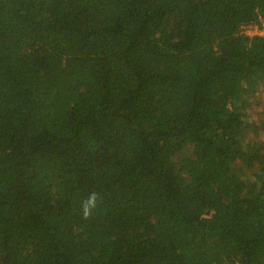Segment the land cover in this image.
<instances>
[{"label":"trees","instance_id":"trees-1","mask_svg":"<svg viewBox=\"0 0 264 264\" xmlns=\"http://www.w3.org/2000/svg\"><path fill=\"white\" fill-rule=\"evenodd\" d=\"M263 21L0 0V264H264Z\"/></svg>","mask_w":264,"mask_h":264},{"label":"clouds","instance_id":"clouds-1","mask_svg":"<svg viewBox=\"0 0 264 264\" xmlns=\"http://www.w3.org/2000/svg\"><path fill=\"white\" fill-rule=\"evenodd\" d=\"M263 25H264V21H263ZM263 25H260V27ZM254 27L257 29V27L259 26H254ZM99 200H100V196L96 192L90 193L87 196V198L83 200L81 204V215L83 220H89L93 217L94 212L98 208Z\"/></svg>","mask_w":264,"mask_h":264},{"label":"rangeland","instance_id":"rangeland-1","mask_svg":"<svg viewBox=\"0 0 264 264\" xmlns=\"http://www.w3.org/2000/svg\"><path fill=\"white\" fill-rule=\"evenodd\" d=\"M250 33H251L252 35H254V34L264 35V25L261 26V27H257L256 31H255V30H251ZM255 110L257 111L258 109L256 108ZM258 111H260V110H258ZM252 115H253V117H254L255 119H257V117L254 116V113H253ZM261 116H262V117L264 116V112H261ZM263 130H264V129H263Z\"/></svg>","mask_w":264,"mask_h":264},{"label":"built area","instance_id":"built-area-1","mask_svg":"<svg viewBox=\"0 0 264 264\" xmlns=\"http://www.w3.org/2000/svg\"><path fill=\"white\" fill-rule=\"evenodd\" d=\"M251 30H255L256 31V28L255 27H253V28H250V29H248L247 31H245L247 34H249V35H252L251 33H250V31Z\"/></svg>","mask_w":264,"mask_h":264}]
</instances>
